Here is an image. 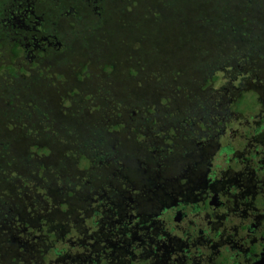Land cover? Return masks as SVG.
<instances>
[{"label":"trees","instance_id":"1","mask_svg":"<svg viewBox=\"0 0 264 264\" xmlns=\"http://www.w3.org/2000/svg\"><path fill=\"white\" fill-rule=\"evenodd\" d=\"M262 6L0 0V264L132 258L133 224L151 220L124 216V185L140 186L147 165L165 174L169 158L193 170L236 150L220 141L234 121L250 145L252 120L264 130ZM251 144L248 159L263 145Z\"/></svg>","mask_w":264,"mask_h":264},{"label":"flooded vegetation","instance_id":"2","mask_svg":"<svg viewBox=\"0 0 264 264\" xmlns=\"http://www.w3.org/2000/svg\"><path fill=\"white\" fill-rule=\"evenodd\" d=\"M18 7L11 12L20 18ZM252 125L263 145L251 159L246 155L254 149L253 138L243 151L220 148L218 154H225L221 169L212 167L213 159L206 162L205 171L190 170L188 162L189 166L179 169L180 163L178 173L166 177L147 165L143 171L153 170L157 176L142 178L133 189L124 185L119 198H129L131 203L126 204L128 211H122L124 216L137 220V225L146 218L151 221L141 228L133 224L127 244V253L133 257L120 258L117 264L133 260L137 264H264V140L260 139L264 130L257 129L255 120ZM236 223L249 235L246 245V235H229ZM223 253L228 257H222ZM215 254L221 259H214Z\"/></svg>","mask_w":264,"mask_h":264},{"label":"rangeland","instance_id":"3","mask_svg":"<svg viewBox=\"0 0 264 264\" xmlns=\"http://www.w3.org/2000/svg\"><path fill=\"white\" fill-rule=\"evenodd\" d=\"M238 1H240V2H242V0H238ZM253 4H255L256 3V1L255 0H250ZM16 8H17V5L15 4V2H14V4H13V11L14 10H16ZM262 9L264 10V7L262 6ZM12 11V12H13ZM11 12V13H12ZM13 14V13H12ZM13 15H15V14H13ZM17 18H19V17H17ZM195 31H198V30H195ZM138 36H140V33H138ZM168 36H169V38H170V45L172 46L174 43H176L177 42V38H176V36L174 35V33H173V29H172V27H170L169 28V33H168ZM27 66V65H26ZM8 78V77H7ZM139 86H140V89H145L147 86L146 85H141V83L139 84ZM2 88V89H1ZM0 88V98H4V97H7V96H9V93L7 92V91H5L4 90V88H5V86L4 87H1ZM50 92H51V89H50ZM144 92H146V91H144ZM43 93H48V91H47V88H46V90L43 92ZM14 94H16L17 95V91L14 93ZM23 95V91H19L18 92V95L17 96H22ZM247 101H249V103L250 104H252L253 102H252V99H253V96H249V94H247ZM243 104H244V102H243ZM261 111H262V114H264V109H261ZM248 114H254V111L252 112L251 110H249L248 112H247ZM255 119H258V115H256V118ZM244 124H241L239 121H234V122H232V124L230 125V128L229 127H227V128H225L224 130H223V133H221V139H220V141L221 142H224V143H228V144H231V145H234L235 147H237V148H239L240 150H242L243 151V148H244V146H245V143H246V136L244 135V132L246 131V127L245 126H243ZM250 135H252V136H250V138H254V139H258L257 138V136H256V133H255V131H253V133L252 134H250ZM262 138V137H261ZM260 138V139H261ZM236 148V149H237ZM224 156H225V154H224V152H221L220 154H218V155H216L214 158H213V168L215 169V167L216 168H219V169H221L222 168V166L224 165ZM135 158V157H134ZM137 159H136V161L135 162H137V161H141V160H143L144 159V155H138L137 157H136ZM171 160V158H169L168 160H167V163H165V170H164V172H165V174H163V176H166V177H170V176H172L173 174H177L178 173V167H177V165H175L173 162H171L170 161ZM187 163V161H185V164ZM196 168L197 169H199V168H202V169H204V171H205V169L207 168V166L206 167H203L202 165H200V167H198V166H196ZM190 170H192V169H190ZM140 176L142 177V178H148V177H154V176H157L156 175V173L155 172H153V170H151L150 172L148 171V172H143V173H141L140 174ZM141 178V179H142ZM263 207H264V205H263ZM234 222H238L237 220H234ZM229 227V226H228ZM236 229H233V231H232V233L231 232H229V235H231V236H233L232 234H234V235H236L235 237H241V236H243L244 237V235H246L245 234V230H241V228H240V225H238V223H236ZM238 234V235H237ZM246 243H245V245L247 244V241H248V238H249V235H246ZM223 250H221V252H222ZM224 253L225 254H229V252H227V251H224ZM222 254V257H228L227 255H225V254ZM214 259H221V255H217V254H215V257H214Z\"/></svg>","mask_w":264,"mask_h":264}]
</instances>
